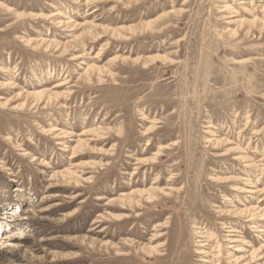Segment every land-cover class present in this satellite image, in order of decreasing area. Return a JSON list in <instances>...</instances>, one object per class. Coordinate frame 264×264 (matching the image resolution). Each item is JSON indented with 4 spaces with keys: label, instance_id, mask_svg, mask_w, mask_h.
<instances>
[{
    "label": "rangeland",
    "instance_id": "1",
    "mask_svg": "<svg viewBox=\"0 0 264 264\" xmlns=\"http://www.w3.org/2000/svg\"><path fill=\"white\" fill-rule=\"evenodd\" d=\"M0 5V264H264V0Z\"/></svg>",
    "mask_w": 264,
    "mask_h": 264
},
{
    "label": "bare ground",
    "instance_id": "2",
    "mask_svg": "<svg viewBox=\"0 0 264 264\" xmlns=\"http://www.w3.org/2000/svg\"><path fill=\"white\" fill-rule=\"evenodd\" d=\"M88 1H90V0H87V2ZM5 6V5H4ZM3 6H1L0 5V9L2 8ZM3 9H5V8H3ZM7 10V9H6ZM9 11V10H8ZM12 12V11H11ZM27 15H23L22 13H17L16 15H15V17H16V19L17 20H21L22 18H24V17H26ZM51 18H55L54 16H52ZM25 19V18H24ZM53 21H55V20H53ZM73 22V21H72ZM57 24V26H59V27H62V26H67V24H69V22L68 23H65V22H63V21H59V22H57L56 23ZM71 24V23H70ZM157 24H159V23H157ZM156 24V22L154 21V23H147L146 25H144L143 27H142V29L143 30H145V32H153V31H156L155 30V28L157 27H155V25H157ZM70 27H72L73 29H75L76 28V25L75 24H71L70 25ZM71 28V29H72ZM128 31L130 32V33H135L134 32V30L133 29H128ZM120 35V34H119ZM26 43L29 45V43H30V41H29V39L28 40H26ZM43 45H46V46H51V44H49V43H46V42H44L43 40L39 43V45L38 46H43ZM48 46V47H49ZM60 45H57V47H59ZM64 52H66V51H64ZM80 57H77L76 59H79ZM167 59H169V58H167L166 56H156V57H149V58H147V59H142V58H139V59H137V60H134V62H141L142 61V63L143 64H145V65H147L148 63H152V62H156V61H166L167 62ZM93 68L94 67H89V69H88V71L89 70H93ZM88 73V72H87ZM12 85V84H11ZM55 96H57V95H55L54 93H49V92H47V91H43V92H38V93H33V98L35 99V103H37L38 105L39 104H44V102H46V100H51L52 98H54ZM26 97L29 99V94H27L26 95ZM37 101V102H36ZM49 102V101H48ZM47 102V103H48ZM4 106H6L5 104H4ZM23 106H25V105H21V108H23ZM51 131H53V130H51ZM243 158V157H242ZM249 167V166H248ZM63 178V177H62ZM143 194V193H142ZM154 197V196H153ZM244 213H247V212H244ZM255 218V217H254ZM262 232V231H261ZM158 250L157 249H154L153 250V253H155V254H158Z\"/></svg>",
    "mask_w": 264,
    "mask_h": 264
}]
</instances>
